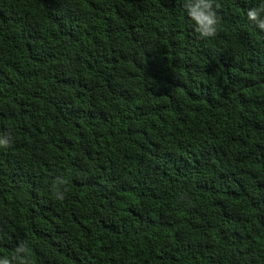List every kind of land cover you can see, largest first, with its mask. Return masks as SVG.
Wrapping results in <instances>:
<instances>
[{
    "label": "trees",
    "instance_id": "16d2710c",
    "mask_svg": "<svg viewBox=\"0 0 264 264\" xmlns=\"http://www.w3.org/2000/svg\"><path fill=\"white\" fill-rule=\"evenodd\" d=\"M214 2L0 0V259L264 264L261 0Z\"/></svg>",
    "mask_w": 264,
    "mask_h": 264
},
{
    "label": "clouds",
    "instance_id": "9594fccd",
    "mask_svg": "<svg viewBox=\"0 0 264 264\" xmlns=\"http://www.w3.org/2000/svg\"><path fill=\"white\" fill-rule=\"evenodd\" d=\"M182 7L186 18L193 26L195 33L198 34L199 39L207 40L215 37L217 29L220 26V19L214 0H183ZM246 17L258 30L264 31V0H261L259 6L248 9ZM7 146V140L0 139V147ZM56 184V198L63 200L67 192V188L63 186L67 184V181L57 178ZM0 264H9V261L7 259H0ZM19 264H29V262L27 258H23Z\"/></svg>",
    "mask_w": 264,
    "mask_h": 264
}]
</instances>
